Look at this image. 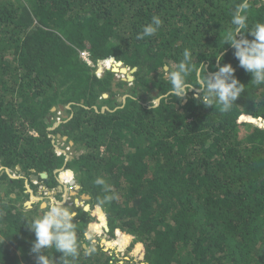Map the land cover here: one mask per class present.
<instances>
[{
  "label": "trees",
  "instance_id": "obj_1",
  "mask_svg": "<svg viewBox=\"0 0 264 264\" xmlns=\"http://www.w3.org/2000/svg\"><path fill=\"white\" fill-rule=\"evenodd\" d=\"M241 2L0 0V264H35L22 223L48 206L24 205L25 180L41 172L48 189L74 178L89 196L69 206L79 245L67 264H264V84L250 83L224 45ZM248 2V27L264 23V0ZM153 16L160 28L137 39ZM185 49L194 68L216 71L219 54L235 68L245 91L229 112L205 108L191 90L152 111ZM108 56L135 67L133 79L97 74ZM187 79L196 83L195 73ZM105 196L114 198L100 203ZM94 230L108 235L103 244L89 243ZM47 255L60 264V253Z\"/></svg>",
  "mask_w": 264,
  "mask_h": 264
},
{
  "label": "clouds",
  "instance_id": "obj_2",
  "mask_svg": "<svg viewBox=\"0 0 264 264\" xmlns=\"http://www.w3.org/2000/svg\"><path fill=\"white\" fill-rule=\"evenodd\" d=\"M249 6L248 0H242L233 10L231 16L233 27L226 36L224 45L227 43L234 49V56L239 61V66L251 75L250 83L261 85L264 84V23L258 22L253 27H248L246 10ZM161 24L162 20L158 16H153L151 21L143 26L142 32L137 34V39L154 35ZM238 34H240L239 38ZM244 34H248L252 38L249 39L248 35ZM216 59L218 63L217 70L208 73L206 65L203 62H200L198 68L193 67L195 58L188 49H185L182 60L177 64L175 70L169 69L166 73L165 78L170 84L169 90L163 94L160 92L158 95L152 97L150 103L152 111L158 108L161 103L169 104V101L172 99L184 100L191 90L193 92L192 99L197 103H202L205 108L215 109L219 105L221 112H229L233 105L237 104V99L244 93L245 84L241 83L234 75L235 68L231 63H219L224 59L223 55H216ZM98 62H100V65L105 62L104 66H102L103 68L101 67L102 70L111 69V67L106 68V59L99 60ZM97 67H99L98 64ZM192 73H195L196 78V83L194 84L190 83L187 79ZM201 73H203V76L200 75ZM56 143L60 146L63 145L62 142H57V140ZM65 150L70 151L67 146ZM1 169L2 167L0 166ZM6 172L12 178L23 177V173L20 171L17 173V171L7 169ZM33 174L38 175V177L34 178ZM39 177H41L39 174L32 173L29 182L35 185ZM71 179H73L72 183H74L75 179ZM71 179L68 181L69 184H72L70 182ZM29 182L25 180V187L30 192L29 199L40 200L43 198L36 197L30 188ZM95 183L103 186L105 192L110 191V186L106 184L103 178H97ZM62 186L64 193H67V186L62 182L57 186L58 190ZM12 196L14 197V194ZM113 198V196H105L100 203ZM42 202L46 205L45 200H42ZM75 217L76 213L72 208L60 201L54 200L48 204L46 209L41 211V214L31 219L25 218V222L22 224H25L35 237L31 241L29 249L30 254L34 257L35 264H50L47 255V250L49 249L60 253L59 260H57L60 264H67L68 257H76L78 255L79 241ZM85 235L91 239L90 232L86 231ZM4 241L5 239L0 240V244Z\"/></svg>",
  "mask_w": 264,
  "mask_h": 264
},
{
  "label": "rangeland",
  "instance_id": "obj_3",
  "mask_svg": "<svg viewBox=\"0 0 264 264\" xmlns=\"http://www.w3.org/2000/svg\"><path fill=\"white\" fill-rule=\"evenodd\" d=\"M104 64H105V62L96 68L99 69L102 66H104ZM122 66L124 67V65H122ZM106 68H108V67H106ZM126 69H127L126 73L117 72L118 73V74H116L117 77H120L122 79H127L126 75L131 74V73H130L129 67H126ZM98 72H100V71L97 70L96 73H98ZM150 101H151V99H150ZM57 142H61L60 139H57ZM70 152H72V150H70ZM33 187H34L33 190H34L36 197H43V196L48 197V201H45L46 204H49L50 202L55 200V201L62 202L63 204H65L68 207L71 206L73 203L76 205H84L83 199H85V198L81 197V194H78V186L76 184V181L74 183L68 185V187H67L68 192L67 193L66 192L65 193H59L58 188L48 189L42 183H40V181H38L36 186H33ZM42 200H45V199L41 198L40 200H37V199H29L28 198V199L24 200V205H26L27 207H30L34 202H37L36 204H40V207H41V201ZM44 207H42V208H44ZM90 234H91V239L93 238L89 242L90 244H96L97 242L103 244L104 242H101V240H106L108 238V235L106 234V232L100 231V230H98V232H96V230H94L93 232H90ZM86 237L88 238V236H86ZM108 247L112 248V247H114V245L113 244L108 245ZM104 248H107V247H104ZM118 254L121 256L123 253L118 252ZM123 261H124L123 263L120 261L121 264H126L125 261H127V260L124 259ZM129 264H134V263H129Z\"/></svg>",
  "mask_w": 264,
  "mask_h": 264
},
{
  "label": "water",
  "instance_id": "obj_4",
  "mask_svg": "<svg viewBox=\"0 0 264 264\" xmlns=\"http://www.w3.org/2000/svg\"><path fill=\"white\" fill-rule=\"evenodd\" d=\"M105 59H106V60H107V59H111L112 61H115V59H114L112 56H108V57H106ZM116 63H119L120 66H121V68H124V70H125L123 73H126L127 69H126L125 66H124V67L122 66V65H123L122 62H121V61H116ZM97 64L100 66V62H98ZM164 68L167 69V66H164ZM135 69H136L135 67L131 68V69H130V73H132L133 71H135ZM97 70H99V71L101 72L102 69L99 68V69H97ZM111 70L114 71V72H120V71L114 70L112 67H111ZM120 73H122V72H120ZM126 78H127L128 80H132V79H133V77L131 76V74H127V75H126ZM113 85H114V83H113ZM114 89H115V88H114ZM120 90L122 91V89H120ZM103 96L106 97L107 94L104 93ZM124 98H125V96L123 97V99H124ZM121 99H122V98H121ZM51 110H52V111L55 110V107H52ZM64 138H65V137H64ZM70 143H72V142L70 141ZM39 175H40L41 177L44 178V177L46 176V173H45V172H41V173H39ZM32 176H33L34 178H37V177H38V175H35V174H33ZM70 182H71V181H70ZM60 183H61V182H60ZM81 196H82L83 198H89L88 195H81ZM41 206H45V203L42 202V203H41Z\"/></svg>",
  "mask_w": 264,
  "mask_h": 264
},
{
  "label": "built area",
  "instance_id": "obj_5",
  "mask_svg": "<svg viewBox=\"0 0 264 264\" xmlns=\"http://www.w3.org/2000/svg\"><path fill=\"white\" fill-rule=\"evenodd\" d=\"M80 57L87 63V64H91V60L89 59L88 56V52L87 51H80ZM61 112H57V116H56V120L57 122L59 121L60 117H61Z\"/></svg>",
  "mask_w": 264,
  "mask_h": 264
},
{
  "label": "bare ground",
  "instance_id": "obj_6",
  "mask_svg": "<svg viewBox=\"0 0 264 264\" xmlns=\"http://www.w3.org/2000/svg\"><path fill=\"white\" fill-rule=\"evenodd\" d=\"M112 68L114 69V70H117V71H120V72H124L125 70H124V68H121V66H117V65H115V64H113L112 65ZM73 180L71 179V182H72Z\"/></svg>",
  "mask_w": 264,
  "mask_h": 264
},
{
  "label": "crops",
  "instance_id": "obj_7",
  "mask_svg": "<svg viewBox=\"0 0 264 264\" xmlns=\"http://www.w3.org/2000/svg\"><path fill=\"white\" fill-rule=\"evenodd\" d=\"M2 187H3V186H2ZM0 189H2L1 186H0Z\"/></svg>",
  "mask_w": 264,
  "mask_h": 264
},
{
  "label": "flooded vegetation",
  "instance_id": "obj_8",
  "mask_svg": "<svg viewBox=\"0 0 264 264\" xmlns=\"http://www.w3.org/2000/svg\"><path fill=\"white\" fill-rule=\"evenodd\" d=\"M73 180V179H72Z\"/></svg>",
  "mask_w": 264,
  "mask_h": 264
}]
</instances>
